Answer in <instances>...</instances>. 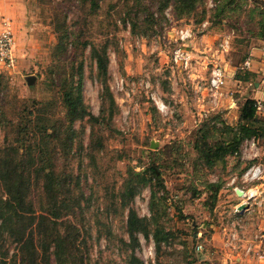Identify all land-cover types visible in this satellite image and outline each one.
<instances>
[{"label": "rangeland", "instance_id": "374dc122", "mask_svg": "<svg viewBox=\"0 0 264 264\" xmlns=\"http://www.w3.org/2000/svg\"><path fill=\"white\" fill-rule=\"evenodd\" d=\"M173 5L174 0H0V30L9 26L14 34V64L0 67V171H9L2 163L9 144L24 153L16 162L23 170L38 147L56 149L66 171L61 188L73 197V206L59 202L53 217L43 181L23 173L20 189L33 200L35 223L42 225L21 224L30 241L24 249L0 233V264H23L26 258L59 264L52 236L44 231L53 227L79 232L72 256L63 245L65 264H256L243 249L264 235V195L235 212L242 200L234 187L246 186L241 175L248 166L264 167V137H255L256 156L249 155V137L213 164L196 147L233 137L247 98L264 104V0H197L183 15ZM183 27L193 34L184 41L187 66L173 62L169 40ZM93 47L106 51L112 115L102 101L105 83ZM246 59L251 65L242 67ZM80 64L81 96L92 116L76 119L68 130L63 93L76 91ZM215 64L225 82L213 101L206 83ZM257 116L264 119L262 111ZM135 173L145 178L136 181ZM10 179L16 183L14 174ZM130 209L146 218L148 236L129 237ZM230 229L242 239L239 249L226 245Z\"/></svg>", "mask_w": 264, "mask_h": 264}, {"label": "trees", "instance_id": "16d2710c", "mask_svg": "<svg viewBox=\"0 0 264 264\" xmlns=\"http://www.w3.org/2000/svg\"><path fill=\"white\" fill-rule=\"evenodd\" d=\"M196 1L197 0H174L173 7L180 15H183L193 9ZM262 35L264 37V30ZM91 56L95 59V62L97 64L98 76L102 78L105 83L107 73L106 66L108 62L106 51L93 47ZM82 77V64H80L78 66V78L75 87L76 91L73 92L72 90H68L63 93V102L66 109L65 113L67 117L68 130H71L72 125L74 124L76 119L82 117L84 118L88 115L92 116L91 113L87 110V107L81 96ZM247 77L248 76L246 75L245 78ZM101 96L103 103L109 109V114L112 115L114 106H116V104L110 87L106 83L104 85ZM255 102L256 99L247 98L242 103L239 109L240 122L238 130L228 141L210 146L204 140L202 141L204 147H196L201 158L206 161H210V164H213L214 161L223 160L228 154L236 153V150L239 148L243 139L249 137H264V119H261L257 116ZM38 124L39 123L37 122V125ZM39 131H41V128H39ZM16 140L19 141V138L17 137ZM28 148L30 150L32 149V147ZM5 151V155L2 157V163L4 166H7L9 168V171L6 173L0 171L3 180H5L6 183L5 192L7 194L4 197H0V233L3 234L4 232H6L9 236H13L12 239L19 245H21V249H24L28 247V243L30 241H27V239L24 238L25 230L27 227L22 226L21 224L24 223V225L27 224L30 226H40L42 225V223H35L36 209L34 207V202L28 197V195L24 193L23 190L20 189V181L23 178V173H26L27 177L28 175H33L37 179H41L43 181V190L49 197L48 204L50 206L48 210L53 217H57L58 212L56 211V207L58 203L60 202L62 206H69L71 208V206L73 205H69L68 202L69 200L71 202L73 200V197H67V194H65V191L62 189L63 187L61 182L62 178L66 176V171L58 162L59 153L56 149L49 151L45 147H38V149L34 150V152H36V155L29 153V157H31L29 159L30 163H28L26 169L24 170L20 167V162L16 163L17 161H21L24 153H21L20 156L17 146L13 144L7 145ZM49 153H51L53 156H47V154ZM148 170L151 171L152 175L158 177L156 169L150 167L148 168ZM13 174L16 177V183L11 181L10 179V176ZM131 177L136 181L143 180L145 178L143 173H135L132 174ZM218 187L219 185H217L216 188L218 189ZM216 191L217 190L215 189L214 194H216ZM58 193L62 196L63 199H58ZM154 196V191H151V197L153 198ZM72 203H78V200ZM44 231L47 235L50 234L52 236L53 243L57 248L55 250V255L59 259V264H65L67 260L61 257V254L63 253V245L64 248L67 249V253L72 256L74 254L75 246L77 247V245H75V242L79 234L78 229L76 231L72 230L71 232L68 230L65 234H63L61 229L58 227H53V229L50 230L45 229ZM126 231L131 239L137 238V234L135 233H142L143 235L148 236L149 231L148 224L146 223V218L138 216V214L133 209H130L127 218ZM161 231L163 230L160 227L156 228V231L153 235L154 241L157 245L159 244V235ZM133 261H136V259L133 258ZM23 262H25L23 264H41V262L35 263L31 258H26L25 260H23Z\"/></svg>", "mask_w": 264, "mask_h": 264}, {"label": "built area", "instance_id": "2783aa9c", "mask_svg": "<svg viewBox=\"0 0 264 264\" xmlns=\"http://www.w3.org/2000/svg\"><path fill=\"white\" fill-rule=\"evenodd\" d=\"M206 23H203L205 25ZM193 37L192 31L188 27H183L176 29L174 36L172 39H169L170 42H173V48H172V60L174 63H178L179 65L187 66L190 61V54L188 51H186L185 46L186 43L185 40L190 39ZM224 43L228 47V41L227 39H224ZM13 44H14V34L9 26H3L0 30V67L1 66H10L14 64V56H13ZM223 48V47H222ZM227 50V48H224ZM264 53V51H263ZM251 65V61L249 59H246L243 62L242 67H249ZM207 81V89L208 93L211 92V96L213 97V101L216 99V93L219 92V89L223 86L225 82V72L223 68L220 65H213L210 74L208 76ZM257 113L262 111L264 115V104L259 99H256L255 102ZM257 141L255 137H252L248 141L249 149H252V151L245 147L246 150H248L250 154L253 156H256V154L259 153L258 147H254L256 145ZM236 177L232 179V182H235ZM241 180L243 183H246L245 187L235 186L234 192L236 194V189H240L242 191L241 199L242 203L246 202L248 203V206L245 209H248L250 206H252V202L259 197H262L264 195V167L261 164H252L248 166L244 172L241 175ZM264 199V196H263ZM237 207H235V212H237ZM251 208V207H250ZM264 211V209H263ZM226 233V245H229L233 249H239L241 246L238 242L242 241V239L239 236V233L237 230L230 229L228 231H225ZM198 248H201L200 245H198ZM243 253L245 255L254 257L257 261L264 260V235H262L259 238V243L256 245L253 241L248 242L243 249Z\"/></svg>", "mask_w": 264, "mask_h": 264}, {"label": "water", "instance_id": "95a60500", "mask_svg": "<svg viewBox=\"0 0 264 264\" xmlns=\"http://www.w3.org/2000/svg\"><path fill=\"white\" fill-rule=\"evenodd\" d=\"M27 80H28L29 82H31V81L33 80V77L30 76V77L27 78ZM150 146H151V147H155V145H154L153 143H151ZM236 194H237L239 197H241V195H242V191H241L240 189H236ZM247 206H248V203L243 202V203H241V204L238 205L237 210H238V211H242V210H244Z\"/></svg>", "mask_w": 264, "mask_h": 264}, {"label": "crops", "instance_id": "0c3cea01", "mask_svg": "<svg viewBox=\"0 0 264 264\" xmlns=\"http://www.w3.org/2000/svg\"><path fill=\"white\" fill-rule=\"evenodd\" d=\"M237 197H238V195H236ZM240 198V200H242L241 199V197H239ZM256 264H264V260H259L258 262L256 261Z\"/></svg>", "mask_w": 264, "mask_h": 264}]
</instances>
